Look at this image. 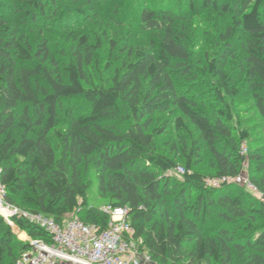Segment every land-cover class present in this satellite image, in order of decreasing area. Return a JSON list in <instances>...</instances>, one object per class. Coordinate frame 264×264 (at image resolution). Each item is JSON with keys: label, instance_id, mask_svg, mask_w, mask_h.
I'll return each instance as SVG.
<instances>
[{"label": "trees", "instance_id": "obj_1", "mask_svg": "<svg viewBox=\"0 0 264 264\" xmlns=\"http://www.w3.org/2000/svg\"><path fill=\"white\" fill-rule=\"evenodd\" d=\"M121 2L0 0L5 202L60 224L77 211L104 229L108 217L87 202L93 170L99 196L128 210L151 262L264 264V203L240 186L204 183L247 164L264 194V140L236 117L251 104L264 129V0L140 7L142 28L158 35L149 49H133L131 33L114 34L130 32L116 18ZM180 8L210 19L203 37L178 20ZM98 22L107 23L101 36L82 31ZM12 222L28 240L49 241ZM29 249L0 216V264H17Z\"/></svg>", "mask_w": 264, "mask_h": 264}, {"label": "built area", "instance_id": "obj_2", "mask_svg": "<svg viewBox=\"0 0 264 264\" xmlns=\"http://www.w3.org/2000/svg\"><path fill=\"white\" fill-rule=\"evenodd\" d=\"M241 154L246 155L244 145ZM174 174L181 176L184 169L176 167ZM205 185L219 188L222 184L242 187L254 199L264 203V194L242 172L234 177L208 178ZM4 190L0 186V216L12 227L14 217L34 225L49 236V241L27 240L30 249L20 256L17 264H139V259L150 261L145 252L139 250L140 240H136L134 229L128 221V210L109 205L100 208L108 217L106 227L98 228L85 224L77 217V211L65 217L62 224L42 214L30 213L12 206L4 200Z\"/></svg>", "mask_w": 264, "mask_h": 264}, {"label": "rangeland", "instance_id": "obj_3", "mask_svg": "<svg viewBox=\"0 0 264 264\" xmlns=\"http://www.w3.org/2000/svg\"><path fill=\"white\" fill-rule=\"evenodd\" d=\"M9 1V0H7ZM123 0L120 4V11L118 13L117 21L120 23L121 27L127 28L130 32L122 31L121 29L115 30V35L117 37L128 36L130 38V34H132V40L129 42L131 43L133 49L134 48H145L149 49L152 47V42L156 43L158 41V35L153 32L144 31L142 25L139 23V18L137 16L138 12L136 9L140 7L148 6V4L157 7L162 0ZM9 3V2H8ZM143 5V6H142ZM181 7V6H179ZM177 16L178 20L183 19L184 21H188L185 25L186 29L189 28L196 32V37H203L202 33L205 30H208L210 26H212L210 19L207 18L205 15L200 16H192L187 13V10H183L180 8L179 13H174ZM182 21V22H184ZM107 23H96L92 25L84 26L83 32L86 34H90L92 39L96 36H101L103 29L107 26ZM113 27H111L112 30ZM109 29V28H108ZM33 37V35L31 36ZM104 53L100 54L102 59L105 58ZM249 108V111L246 112H239L236 117L239 119L241 126L244 129H247L251 139H263L264 140V129L261 128V122L255 117L253 110H251V104H246ZM237 113V112H236ZM244 146L247 148L248 143H245ZM204 169L206 164L202 166ZM248 165L246 164L243 170V173L247 176L248 175ZM88 179L90 180V188L87 192V202L90 206L101 208L106 206L107 204L104 203V200L99 196L97 192V183L95 179V173L93 170L89 171ZM17 233V232H16Z\"/></svg>", "mask_w": 264, "mask_h": 264}, {"label": "crops", "instance_id": "obj_4", "mask_svg": "<svg viewBox=\"0 0 264 264\" xmlns=\"http://www.w3.org/2000/svg\"><path fill=\"white\" fill-rule=\"evenodd\" d=\"M16 235H17V237H18L20 240H22V241H27V240H28L26 234L23 233V232L18 231V232L16 233ZM139 264H155V263H153V262H151V261H147V260H145L144 258H140V259H139Z\"/></svg>", "mask_w": 264, "mask_h": 264}]
</instances>
